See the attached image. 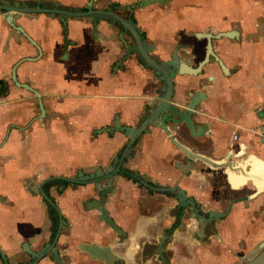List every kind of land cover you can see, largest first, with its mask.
I'll return each mask as SVG.
<instances>
[{
    "label": "crops",
    "instance_id": "1",
    "mask_svg": "<svg viewBox=\"0 0 264 264\" xmlns=\"http://www.w3.org/2000/svg\"><path fill=\"white\" fill-rule=\"evenodd\" d=\"M42 1L84 10L90 0ZM140 1L94 0V9ZM117 13L129 15L120 9ZM133 17L154 45L152 55L159 61H169L178 47L181 60L197 67L212 41L214 56L204 73L178 76L173 97L177 105H184L198 91L205 92L208 98L194 119L200 127L207 125L208 131L196 138L185 125L171 129L191 151L215 162L229 161L243 170L233 172L196 161L192 175L185 176L175 164L184 163L186 155L152 126L135 147L136 159L130 166L155 183L179 184L204 211L222 212L231 200L251 197L234 204L222 221L211 223L214 232H203L209 242L195 238L198 246L179 264H235V259L242 263L264 243V191L259 192L251 180L238 187L231 181L232 175L245 176L251 171L256 159L264 162L260 134L264 124V0H164L136 9ZM15 23L36 41L42 54L39 57L38 47L13 28L0 10V81L7 86L0 93V244L10 254L20 253L22 244L38 249L48 240L52 225L36 193L40 184L53 176L73 177L106 168L128 137L103 129L114 127L117 115L122 124L138 126L156 104L162 87L153 72L134 58L115 68L127 51L119 29L105 21L98 26V38L93 36L91 19H71L67 30L58 17L42 13L22 14ZM26 58L37 59L19 64ZM16 65L19 81L41 94L43 113L38 97L14 82ZM52 193L56 196L53 189ZM90 194L89 188L80 187L57 197L62 213L73 224V234L64 227L57 244L66 258L85 260L88 255L79 245L106 246L117 238L108 225L94 218L97 212L83 207ZM138 194L126 185L123 209L109 197V210L125 231L133 229L138 215ZM176 206L173 199L152 192L153 242L157 239L158 243L162 229L170 226L172 217L164 210Z\"/></svg>",
    "mask_w": 264,
    "mask_h": 264
},
{
    "label": "water",
    "instance_id": "2",
    "mask_svg": "<svg viewBox=\"0 0 264 264\" xmlns=\"http://www.w3.org/2000/svg\"><path fill=\"white\" fill-rule=\"evenodd\" d=\"M153 3L162 4L164 3V0H143L135 4H131L130 6L120 5L116 8L110 7L104 10L94 9V0H90L85 6L84 10L64 8L58 4L48 5L42 0H37L35 3L22 2L17 0H14L12 2L8 0H0V10L4 11L7 22L13 28L20 31L28 39V41L38 47L40 51L39 57L42 54V50L40 49L36 41H34L26 33L22 26L16 25L15 19L17 16L26 13H42L47 14L51 17H58L65 30L68 29V21L71 19H91L94 29L93 36L95 38H98L99 24L102 21H105L119 29L121 41L125 45V48L128 50L126 56L120 62H118L115 68H117L118 66H122V63L130 59L132 54L137 51L141 54L144 60V66L150 69L153 72L154 76L162 82V87L160 89L161 94L159 99L152 108L148 109L146 116L141 119L138 126L132 127L122 124L120 121V116L117 115L115 118L114 127L103 129V131H106L108 133L117 132L122 133L123 135L128 137L126 146L121 149V151L118 153V155H116V157L108 165V167L99 168L95 173H92L90 175L79 173L80 177H85L86 179L82 182H77V179L75 178H53V180L76 183L79 185H96V187L98 188L100 199L92 200V202L90 201L88 203V207L90 211H96L98 213L97 220L108 225V227H110L117 238H125L128 236V233L114 220L104 204L106 203L108 196L114 194V185L112 183L114 180V176L118 172H121L123 170L122 163L124 161V158L126 156H134L135 147L138 145L139 140L148 133L149 126L162 130L165 135L168 136L169 140L186 155L184 163L175 164V168L180 170L181 173L185 176L192 175L196 161H203L207 165L216 168L228 167L233 172L238 168V170H243L239 166L232 165V163L229 161L215 162L203 155L191 151L177 140L174 131L171 129L172 125L177 127L185 125L193 137L198 138L204 137L206 135L208 126L201 125L200 127L196 123L194 118L199 114L198 108L202 105L203 102L207 100L208 95L203 91H198L191 97L188 103L184 105H177L173 99L175 93L174 80L180 75L197 76L204 73V66L210 61V57L214 56V49L212 41L210 40L208 44L207 56L204 61H202L197 67H193L181 60V57L178 53V47H176L173 51L171 59L169 61H159L158 59L154 58L153 55H151L155 48L154 45L147 43L145 36L141 33L140 29L138 28L137 22L133 18V14L136 9L144 8ZM118 9L127 11L129 13L128 17H122L119 13H117ZM126 31L131 32L132 35L136 38L137 46L130 45L124 38V36L126 35ZM37 58H26L20 61L19 64L23 61L35 60ZM17 67L18 65H16L13 70L14 82L18 87L24 88L38 97L40 108L43 113L44 106L42 103L41 94L29 83H22L19 81L16 73ZM251 171H246L247 173H245V176L246 174H249L247 175L249 177L248 180L254 182L255 179L258 180L260 176H255L254 174H252L257 178L252 177L250 174ZM94 176H97L98 178L94 179ZM147 184L152 187L153 192L165 195L166 197L176 201L180 208L190 206L189 209L193 212L194 219L200 222L202 232H204L206 225L225 219L230 214V211L234 204L248 201L251 198L249 196L237 197L230 201L225 211L215 212L213 210H210L205 212L203 211L202 207L198 205L196 199L189 196L187 191L181 188L179 184L173 186L163 185L160 183H155L152 180H149ZM255 185L257 184L255 183ZM257 188L259 192L264 191V189L260 190L258 185ZM42 195L45 200H47L55 208L60 222L56 227L52 240L49 243H46L45 246H43L42 249L37 252L38 258L36 259L34 264H37L41 259L49 254L53 256V260L56 261L57 264H65L61 256V252L57 247V244L60 240L63 228L67 226L63 224L64 220L57 205L54 204L44 192H42ZM78 248L79 250L87 253L90 259L100 261L104 264H110V261H112L113 259H117L110 246H101L97 243H82ZM242 264H264V243H261L258 247H256L247 256L246 259H242Z\"/></svg>",
    "mask_w": 264,
    "mask_h": 264
},
{
    "label": "flooded vegetation",
    "instance_id": "3",
    "mask_svg": "<svg viewBox=\"0 0 264 264\" xmlns=\"http://www.w3.org/2000/svg\"><path fill=\"white\" fill-rule=\"evenodd\" d=\"M141 33L145 36L147 40L146 34L142 31ZM125 36H127L131 40V43L128 42L130 45L137 46V40L131 32L126 31ZM126 51L128 52L127 49ZM125 56L126 55H124L122 59ZM132 58H134L135 62L138 65L144 66V60L140 53L135 51L131 56V59ZM158 82L162 86V82L160 80H158ZM135 159V156H126L124 158V161L122 163L123 170L121 172H118L114 176V180L112 183L114 185V194L108 196L106 203L104 204L109 210V197H112L118 209L119 207L123 209L122 205L125 202V198H123L122 196V191L126 185L132 186L139 193L135 199V206L138 215L135 217L133 229L126 230L128 233L127 237L114 238L112 239L109 245H106L110 246L114 255L117 258L110 261V264H179L181 259L185 255H191L192 251H194V249L198 246L197 242L195 241V238H200L201 240H203L204 243H208L209 241L207 238L204 237L203 232L201 231L200 222L194 219L193 212L189 209L190 206L182 208L176 206V208H174L173 210H164L166 216L172 217V220H170V226L162 229V236L158 243L157 239L155 242H153V216L151 210L153 189L149 184H147V182L150 180L147 175L137 170L134 171V168L130 166L132 163L131 161H134ZM53 178L54 176L44 180L36 190L37 195L42 198L43 205L46 209L47 220L48 222L50 221L52 225V228L49 230L48 240L43 243L42 246H40L38 249H33L30 243L22 244L20 245V251L22 253L20 252L18 254H10L0 244V264H34L36 259L38 258L37 252H39L42 247L45 246L46 243H49L52 240L54 232L60 220L55 208L47 200H45L42 195V192H44L49 197V199L57 205L64 220L63 224L67 226V228L71 231L72 234L74 232L72 229L73 224L70 218L66 217L62 213V209L57 201V197L64 195L68 190L77 192L78 188L80 187L89 188L91 192L90 197H88V200L84 201L83 204V207L87 209V211L90 210L88 207V203L90 201L92 202V200L100 199V195L98 193V188L96 187V185H79L76 183L53 180ZM67 178H75L77 179V182H82L83 180H86L85 177H80L78 173L73 177ZM93 178L97 179L98 177L94 176ZM52 189L56 192V196L53 195ZM0 201H2V198H0ZM198 205L202 207L200 204ZM110 215L118 223L115 215L111 212ZM94 218H96V220L98 219V213ZM135 230L139 232L136 234L133 233ZM205 230L208 234H212V232H214V228H211L210 224L205 226L204 231ZM177 234L180 235L178 238L176 237ZM23 254L27 255L26 261L23 259ZM61 256L65 264H104L100 261L90 259L89 255L87 259H78L79 261L75 260L73 256H68V258L64 257L62 252ZM46 260L52 264H57L56 261L53 260V256L51 254L41 259L37 264H41L43 261ZM189 264H194V262H189Z\"/></svg>",
    "mask_w": 264,
    "mask_h": 264
},
{
    "label": "bare ground",
    "instance_id": "4",
    "mask_svg": "<svg viewBox=\"0 0 264 264\" xmlns=\"http://www.w3.org/2000/svg\"><path fill=\"white\" fill-rule=\"evenodd\" d=\"M252 171L250 172L251 176L252 177H255V176H260V178L258 180L255 179V183L259 186V189L260 190H263L264 189V163H262L261 161L259 160H255L253 162V165H252ZM252 174H254L255 176H253ZM249 174H246V176H231V181L233 183L234 186L238 187L240 186L241 184H244L248 179L249 177L247 176ZM257 178V177H255Z\"/></svg>",
    "mask_w": 264,
    "mask_h": 264
},
{
    "label": "trees",
    "instance_id": "5",
    "mask_svg": "<svg viewBox=\"0 0 264 264\" xmlns=\"http://www.w3.org/2000/svg\"><path fill=\"white\" fill-rule=\"evenodd\" d=\"M7 91V86L3 81H0V93Z\"/></svg>",
    "mask_w": 264,
    "mask_h": 264
},
{
    "label": "built area",
    "instance_id": "6",
    "mask_svg": "<svg viewBox=\"0 0 264 264\" xmlns=\"http://www.w3.org/2000/svg\"><path fill=\"white\" fill-rule=\"evenodd\" d=\"M260 134H261L262 138L264 139V124H263V126L261 127Z\"/></svg>",
    "mask_w": 264,
    "mask_h": 264
},
{
    "label": "rangeland",
    "instance_id": "7",
    "mask_svg": "<svg viewBox=\"0 0 264 264\" xmlns=\"http://www.w3.org/2000/svg\"><path fill=\"white\" fill-rule=\"evenodd\" d=\"M234 263H235V264H242V263H239V262L237 261V259L234 260Z\"/></svg>",
    "mask_w": 264,
    "mask_h": 264
}]
</instances>
